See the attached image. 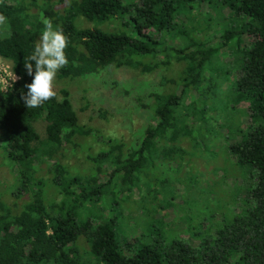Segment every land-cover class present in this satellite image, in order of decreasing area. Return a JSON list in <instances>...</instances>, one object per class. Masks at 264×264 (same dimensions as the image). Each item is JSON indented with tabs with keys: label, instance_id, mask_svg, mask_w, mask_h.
I'll list each match as a JSON object with an SVG mask.
<instances>
[{
	"label": "trees",
	"instance_id": "trees-1",
	"mask_svg": "<svg viewBox=\"0 0 264 264\" xmlns=\"http://www.w3.org/2000/svg\"><path fill=\"white\" fill-rule=\"evenodd\" d=\"M219 1L234 12L225 23L213 25L205 14L206 26L220 25L223 31L217 44L192 36L196 28L190 32L176 24V12ZM0 15L7 18L0 24V58L17 78L0 91V162L16 174L12 184H0V264H264V0H140L126 6L122 0H0ZM45 19L69 40V64L57 73V82L69 78L107 85L111 80L105 75L123 68L141 75L161 73L157 88H144L145 82L110 86L129 104L134 91L132 103L151 120L133 140L108 137L94 153L85 147L80 139L90 131L80 124L75 90L70 94L60 88L43 106L25 107L21 93L32 77L24 71V58L34 51ZM120 21L129 30H119ZM177 36L187 40L184 47L167 45ZM230 45L242 48L233 75L216 60ZM174 63L179 65L177 77L166 78L162 71ZM225 82L230 93L221 90ZM196 92L202 105L213 93L226 99L225 107L231 94L235 102H248L249 124L224 154L256 178L243 188L241 213L233 214L230 203L216 198L227 211L218 225L204 231L201 224L198 230L187 227L191 244L169 238L167 224L153 216L157 207L171 205H165L168 199L153 203L159 200V188H168L163 166L183 164L187 151L198 150L197 143L210 151L207 124L198 132L185 130L202 112L195 101L184 105L185 97ZM100 115L106 119L110 112L100 110ZM40 120L44 137L36 130ZM183 136H192L187 151L181 147ZM211 156L218 157L216 152ZM83 158L90 162L87 168ZM95 163L102 167L96 169ZM147 184L160 186L149 189ZM133 193L140 194L134 203L146 217L142 235L129 241L119 236L124 219L118 204L128 203L126 196ZM211 195L215 198V192Z\"/></svg>",
	"mask_w": 264,
	"mask_h": 264
},
{
	"label": "rangeland",
	"instance_id": "rangeland-1",
	"mask_svg": "<svg viewBox=\"0 0 264 264\" xmlns=\"http://www.w3.org/2000/svg\"><path fill=\"white\" fill-rule=\"evenodd\" d=\"M139 1L140 0H122V3L126 6L138 3ZM220 3L221 1H219V3L216 2L213 5L206 3H202L199 6L195 5V7L188 13H186V11H178L175 16L176 24L181 27L180 29H187L190 32L193 31V28H196L198 31L191 34L192 36L204 39L208 45L217 44L220 36L223 35V31L220 29V25L219 27H211L213 22L217 24V21L221 20L225 23V20H223L225 19V16H228L229 13L233 14L232 12H234L233 10L228 9L226 5L220 6ZM207 13L209 16L211 15L212 25L210 27L206 26L205 14ZM118 26L119 24H116L115 28H118ZM128 27L130 26L122 24L119 30H129ZM231 28L232 24L230 23V25H227L226 29ZM128 33L133 35L131 31ZM244 40L245 42L249 41L247 37H245ZM186 43L187 40L184 39L183 36H177L174 39L169 38L167 40V45L171 44L177 48L184 47ZM241 49L242 48L240 47H233L230 45L216 56V60L219 61V64L227 65L226 69L229 71L228 74H235L233 70L234 61L235 58L241 54ZM157 60L160 61L161 57H158ZM128 70L129 69L127 68L116 71L110 70L114 72L111 75H105V72L104 75L106 81L111 80L107 85L106 83L94 84L93 80L85 84L84 80L74 81L69 78H60L58 82H54L55 90L64 88L70 94L75 90V95L73 93L74 105L76 111L81 114L80 124L89 128L90 131L89 136L83 140L80 139V142H82L85 147H90L92 153L97 150L99 151L103 144L102 142L108 137H116L123 139L126 142L133 140L136 135L138 136L143 126L148 122H151V120L148 119V115H144L143 112L139 113L135 105L132 103L131 99L135 96L134 91L130 92L129 104L122 99V96H118L117 93H119V91L117 93L114 92L116 89H111L110 86L114 82L122 87H131L136 85L137 82H145V85H142L144 88L145 86L147 87V85H153L154 88H157V85L160 83L161 73L157 72L149 75H141ZM178 71L179 65L174 63L170 70L164 69L162 73L166 78L175 79ZM97 77L102 78L103 75ZM15 80L16 79L10 71L8 63L0 58V91H7ZM98 80L103 81L104 79ZM73 83H75L76 86H73ZM142 86L141 89H144ZM227 87L228 84L226 82L221 84V90L230 93V89H227ZM230 96L231 102H229L226 107V99L224 100L222 97L221 99L217 98L215 93L206 96L204 98L205 104L203 105L200 101L203 97L197 92L185 97L184 105H189L192 101H195V107L198 111H202L199 112L200 115L198 114L196 119H190L191 123H188L189 125L186 126L185 130L198 132L201 124H207L209 129L206 130L207 132L204 131V134L205 137L209 138L206 141L209 143L210 151L209 153L203 151L202 143L199 145L197 143V151L194 152L189 150L190 144L187 140L192 139V136H183L185 140L182 141L181 147L186 151L189 150L187 151L188 153H186L187 156H185L187 159L181 164L182 166H179V164H177V166L169 164L168 166H163L161 169L163 174L162 177L169 179L166 184V187L168 188L162 189V186L159 188V200L158 202L155 201L153 204L158 205L160 200L165 198L168 199L165 205L170 203L171 205L162 208L157 207L153 216L156 219H161L167 224L166 228L169 229V238L177 237L182 241L192 244L194 241L190 237L187 227L192 231L198 230V224H201L204 225L202 231L210 227L214 229L219 223L217 220H221L227 212L225 207L216 198L222 199L224 203H230L228 206L231 208L233 214H239L243 210L240 207L243 188L246 185L253 183L256 175L255 172L252 171L250 172V177L249 173H245L242 169L234 166L232 159L229 158L228 155L226 156L224 152H228L227 147L229 145L241 140V134H243L249 124L250 111L247 101L238 100L235 102V94H231ZM71 98H73L72 95ZM199 98L200 100H198ZM208 106H210L212 110L206 109ZM117 107L123 108V110L118 111L116 110ZM79 108H82L85 111L82 110L83 112H80ZM100 110L110 112V115L104 119L100 115ZM36 130L40 137H44L45 122L42 120L37 122ZM215 152L218 157L212 158L211 155H214ZM83 160L84 161L81 163L83 165L85 164L87 168V166L90 165V162L84 158ZM230 161H232V165L230 164ZM94 166L98 169L102 167V164L95 163ZM107 169L112 171L111 167H107ZM14 176H16V174L11 175L8 168L3 164L0 165V184H3L6 181L7 183L12 184V177L14 178ZM160 185L147 184L149 189L157 188ZM211 192H215V198H213ZM139 195V193H133L129 197L126 196L128 203L120 204L119 202L118 204V212L121 213L122 210L123 213H121L122 216L120 217L124 219V231L119 228V236L125 237L129 241L141 236L144 231L142 222L143 219L145 220L146 215H143V211L138 210L134 203L138 201ZM228 196L235 199H232L233 203L229 202L227 199ZM125 205L131 206L129 209L127 208L129 211L126 209ZM120 206L122 209H120ZM107 214V210H104V215L106 216ZM114 214L117 215L116 213ZM118 224L120 226L121 221L118 222Z\"/></svg>",
	"mask_w": 264,
	"mask_h": 264
},
{
	"label": "clouds",
	"instance_id": "clouds-1",
	"mask_svg": "<svg viewBox=\"0 0 264 264\" xmlns=\"http://www.w3.org/2000/svg\"><path fill=\"white\" fill-rule=\"evenodd\" d=\"M6 19L0 15V24L5 23ZM43 24L44 29L35 43L34 51L24 58V71L32 77L31 83L24 85L27 91L21 93V100L28 109L41 107L56 97V75L69 64L65 52L68 37L58 26L54 27L51 19H45Z\"/></svg>",
	"mask_w": 264,
	"mask_h": 264
},
{
	"label": "built area",
	"instance_id": "built-area-1",
	"mask_svg": "<svg viewBox=\"0 0 264 264\" xmlns=\"http://www.w3.org/2000/svg\"><path fill=\"white\" fill-rule=\"evenodd\" d=\"M14 78L17 79L16 76H14Z\"/></svg>",
	"mask_w": 264,
	"mask_h": 264
}]
</instances>
